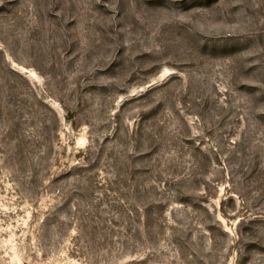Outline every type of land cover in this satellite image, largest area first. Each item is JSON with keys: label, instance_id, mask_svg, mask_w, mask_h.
Listing matches in <instances>:
<instances>
[{"label": "rangeland", "instance_id": "1", "mask_svg": "<svg viewBox=\"0 0 264 264\" xmlns=\"http://www.w3.org/2000/svg\"><path fill=\"white\" fill-rule=\"evenodd\" d=\"M0 264H264V0H0Z\"/></svg>", "mask_w": 264, "mask_h": 264}]
</instances>
